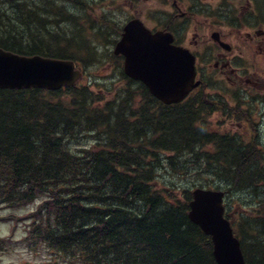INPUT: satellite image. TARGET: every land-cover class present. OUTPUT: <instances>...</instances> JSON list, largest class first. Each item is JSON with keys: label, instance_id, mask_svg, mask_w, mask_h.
Here are the masks:
<instances>
[{"label": "trees", "instance_id": "trees-1", "mask_svg": "<svg viewBox=\"0 0 264 264\" xmlns=\"http://www.w3.org/2000/svg\"><path fill=\"white\" fill-rule=\"evenodd\" d=\"M6 2L18 10L14 18L0 10V47L72 59L61 48L30 45L34 12L26 0ZM139 89L136 108L134 97L114 107L77 84L59 90L0 87V213L38 202L25 218L32 222L29 247H44L68 264H217L211 237L188 216L190 192L182 201L157 186L156 151L201 153L210 146L214 152L201 154L229 181L228 191L254 192L253 185L264 183V151L210 130L203 99L167 106L144 84ZM83 131L103 137L74 152L68 139ZM14 213L0 221L23 222ZM257 222L264 226V217ZM252 223H241L242 234ZM257 231L264 234L262 227ZM241 241L247 264H264V237ZM9 242L0 236V252Z\"/></svg>", "mask_w": 264, "mask_h": 264}, {"label": "rangeland", "instance_id": "rangeland-1", "mask_svg": "<svg viewBox=\"0 0 264 264\" xmlns=\"http://www.w3.org/2000/svg\"><path fill=\"white\" fill-rule=\"evenodd\" d=\"M26 1L29 9L34 12L30 20L31 30L26 36V39L32 38L30 45L39 43L44 51H49L45 49L47 46L64 50L76 61L77 68L85 73L77 85L98 93L103 98L100 100L102 104L109 102L114 107L120 104L125 106L123 99L129 95V98L137 100L135 107L138 108L142 102L140 82L126 77L123 57L114 54V47L122 36L124 25L133 18L136 9L144 10L140 18L150 27L156 26L160 20L164 21L170 11L166 0H134V3L131 0ZM2 9L11 18L15 17L18 10L6 0H0ZM25 42L27 44V40ZM205 81L209 87L195 91L183 104L186 106L203 99L209 107L204 110L203 122L210 130H219L244 145H256L264 151V76H246L243 80L239 77L228 80L216 76L208 77ZM102 137L95 132L83 131L69 138L68 146L78 152L96 145ZM214 150L204 146L200 152ZM156 153L158 157L153 165L159 188L174 193L182 201L189 192L192 198L191 192L197 187L225 190L227 214L240 240L247 245L250 241L264 237L262 232L257 231L259 227L264 230L263 224L257 222V219L264 217L263 182L259 186L253 185L256 192L246 188L228 191L231 187L229 181L221 178L215 169L216 164L205 155L197 151L178 154L172 150H157ZM37 203L18 210L4 209L0 213L3 216L15 212L24 218L23 222L17 224L12 220L0 221V236L10 240L8 246L0 252V264H64L48 249H33L25 243L28 223H32L25 218L37 210ZM248 219L254 220L256 225L252 223L250 232L242 234L240 225Z\"/></svg>", "mask_w": 264, "mask_h": 264}, {"label": "water", "instance_id": "water-1", "mask_svg": "<svg viewBox=\"0 0 264 264\" xmlns=\"http://www.w3.org/2000/svg\"><path fill=\"white\" fill-rule=\"evenodd\" d=\"M114 53L123 55L126 76L142 82L150 94L165 105L181 103L201 84L195 81V58L173 44L169 32H152L138 18L123 28ZM73 59L22 55L0 47V87H38L59 90L82 77ZM226 192L197 187L192 191L188 216L211 237L217 264H247L242 242L236 235L224 205Z\"/></svg>", "mask_w": 264, "mask_h": 264}, {"label": "flooded vegetation", "instance_id": "flooded-vegetation-1", "mask_svg": "<svg viewBox=\"0 0 264 264\" xmlns=\"http://www.w3.org/2000/svg\"><path fill=\"white\" fill-rule=\"evenodd\" d=\"M166 1L170 11L156 26L140 18L143 9H136L132 19L142 20L152 32H169L174 45L194 56L202 84L188 98L209 87L208 77L264 76V0Z\"/></svg>", "mask_w": 264, "mask_h": 264}]
</instances>
